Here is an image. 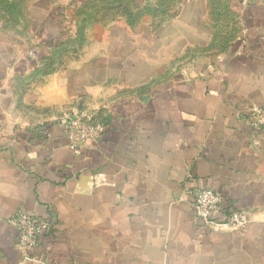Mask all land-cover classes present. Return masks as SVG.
Wrapping results in <instances>:
<instances>
[{
    "label": "crops",
    "instance_id": "0c3cea01",
    "mask_svg": "<svg viewBox=\"0 0 264 264\" xmlns=\"http://www.w3.org/2000/svg\"><path fill=\"white\" fill-rule=\"evenodd\" d=\"M6 1L39 39L37 19L61 10L73 28L70 6L87 0H67L70 12L62 0ZM173 2L165 19L88 27L81 50L29 87L68 42L29 50L0 12V264H264V130L248 116L264 108V0H223L230 28L212 0ZM81 112L106 133L74 152L68 118ZM203 189L248 226L209 230L193 205ZM19 211L52 224L27 260L7 223Z\"/></svg>",
    "mask_w": 264,
    "mask_h": 264
},
{
    "label": "built area",
    "instance_id": "2783aa9c",
    "mask_svg": "<svg viewBox=\"0 0 264 264\" xmlns=\"http://www.w3.org/2000/svg\"><path fill=\"white\" fill-rule=\"evenodd\" d=\"M249 122L256 131L264 130V108L253 106L248 111ZM68 140L72 151H78L88 142H96L106 133L105 123L96 115L77 113L68 118ZM197 218L212 232L224 229L240 231L249 224L246 213L223 209V197L212 189L200 190L194 198ZM16 231V247L24 260L37 249L43 236L49 235L52 224L48 218H36L25 211L16 212L7 221Z\"/></svg>",
    "mask_w": 264,
    "mask_h": 264
},
{
    "label": "trees",
    "instance_id": "16d2710c",
    "mask_svg": "<svg viewBox=\"0 0 264 264\" xmlns=\"http://www.w3.org/2000/svg\"><path fill=\"white\" fill-rule=\"evenodd\" d=\"M173 1L175 0H87L79 6L77 15L80 16L82 12L87 15V18L83 21V23L88 27L99 23H109L113 21L116 16H125L130 23L134 24L146 15H152L162 19L167 18L170 11L177 8L175 2ZM3 2L5 3L6 9L8 8L9 13L16 8V5L8 3L6 0H3ZM211 5V13L216 20L218 19L219 22L224 21V23H222L224 26L226 25L225 20L227 19L229 20V28L231 24L235 26L236 23H234V21H230L234 19V15L230 13L229 8L223 3V0H212ZM4 11L6 10L4 9ZM96 11L97 15L93 16V13ZM86 29L87 28H82L77 32V36L82 42V44L79 43L81 44V47L85 40L84 32ZM232 39L233 38H229L227 40L231 42ZM70 41H72V39L68 40V44ZM68 44L64 46V48L59 47L50 58L47 56L42 59L41 68H37L33 71V77H45L56 72V65L61 63V59L56 61L54 56L59 53V58L63 57ZM219 46L221 47L222 45L219 43ZM224 48L225 47L222 46V49Z\"/></svg>",
    "mask_w": 264,
    "mask_h": 264
},
{
    "label": "rangeland",
    "instance_id": "374dc122",
    "mask_svg": "<svg viewBox=\"0 0 264 264\" xmlns=\"http://www.w3.org/2000/svg\"><path fill=\"white\" fill-rule=\"evenodd\" d=\"M29 0H22V4L24 5H28L29 2H27ZM58 0H46L45 2H49V3H55L57 2ZM82 1V0H80ZM68 1L67 0H62V2L59 4L61 6L64 5H67ZM79 6V5H78ZM78 6H70L72 9H70L72 12V17H74L73 21L75 20V23H74V26L73 28H71V25L66 23V19H62L61 16H64V13H61V10L60 11H56L54 13H51L53 14V19L48 22H44V23H41L42 20L40 19H37V21L35 22V27L37 28V36H39V39L38 37L36 38H33L32 35L31 37H29V24H30V19H29V14L27 17L25 16H22L21 17V20L24 19L22 22H20V14L22 13H18L17 11V8H15V10L13 9L12 11V14H11V21L10 23H8V25L4 24L5 28L7 29H10V31L12 30V32H19V34L21 35L20 37L23 39L22 42H26V43H23L27 46V48L30 50V49H37L38 50V53L39 51L41 50H44L46 49L45 51H48L49 49L48 48H51L50 45H60L62 42L64 43H67L68 41H66V38H68V35H70V39H72V41H70V43L68 44V47L67 48H70V47H78L77 49L81 50V39L77 36V32L80 30V29H84V28H88V26H85L83 21L86 20L87 18V15H85L83 12L79 15H77V12H78V9L79 7ZM66 8V12H70V10H68V6L65 7ZM4 9L8 12V8L6 9V6H5V3L3 2V0H0V12L1 11H4ZM39 9V8H38ZM36 16H43L41 14H38L37 11H36ZM77 15V16H76ZM97 15V11L93 13V16ZM67 16V14H66ZM41 18V17H39ZM63 21V23H62ZM38 22V23H37ZM60 23L63 24V27L60 25ZM66 23V24H65ZM65 24V25H64ZM96 24H94L95 26ZM68 29V32L67 29ZM64 28H65V31H64ZM27 33H28V36H27ZM71 33H74L73 35ZM72 35V36H71ZM27 37V38H26ZM42 40V42H41ZM81 43V44H79ZM37 47V48H36ZM43 47V48H41ZM41 48V50H40ZM71 49V48H70ZM33 52V51H32ZM44 54H40L38 55L37 57L39 59H42V56ZM59 53L54 56V58L56 59V61H59L61 58H59ZM31 62V61H29ZM59 64V63H58ZM61 66V64H60ZM41 68V67H40ZM29 71V70H28ZM27 71V72H28ZM30 72V71H29ZM29 75V74H28ZM34 72H31L29 76H27V86L26 87H29L30 85V82L31 80H35V79H38L40 77H36L34 78ZM15 85V88H17L16 86V83L14 84ZM13 88V87H12ZM9 90L11 91L10 89V85H9ZM22 90V89H21ZM90 114V113H88Z\"/></svg>",
    "mask_w": 264,
    "mask_h": 264
}]
</instances>
